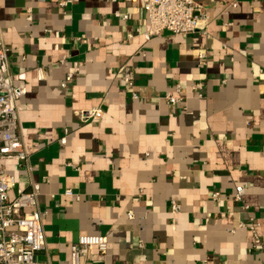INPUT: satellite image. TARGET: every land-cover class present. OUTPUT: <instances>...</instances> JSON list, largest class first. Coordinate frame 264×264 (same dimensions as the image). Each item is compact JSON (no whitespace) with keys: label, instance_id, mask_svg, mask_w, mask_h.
<instances>
[{"label":"crops","instance_id":"1","mask_svg":"<svg viewBox=\"0 0 264 264\" xmlns=\"http://www.w3.org/2000/svg\"><path fill=\"white\" fill-rule=\"evenodd\" d=\"M197 1L210 19L194 35L147 42L138 0H0L29 156L3 166L11 200L41 186L33 264H71L81 236L108 240L82 264H264V0Z\"/></svg>","mask_w":264,"mask_h":264},{"label":"built area","instance_id":"2","mask_svg":"<svg viewBox=\"0 0 264 264\" xmlns=\"http://www.w3.org/2000/svg\"><path fill=\"white\" fill-rule=\"evenodd\" d=\"M45 2V0H39ZM81 0H58L60 8H67L79 3ZM98 1V0H97ZM143 7L148 21V30L143 34L144 39L150 42L161 37L164 32H169L176 37L194 35L201 24L209 21L206 9L197 0H138ZM131 38V37H130ZM205 54H200L199 59L204 61ZM7 49L0 27V264H33L38 253L46 248V236L43 227L44 213L40 209L39 197L41 186L33 185L30 191L17 190L14 200L10 193L17 189V178L9 174L3 166L5 161H19L25 167L29 166V156L24 151L22 139L19 134L20 121L18 102L27 94V89L18 86L22 79L7 73ZM47 73L38 69L37 77L44 80ZM74 78L68 74L62 83L66 88ZM125 84L135 93L133 76L125 78ZM225 84V81H224ZM201 83L196 85L202 91ZM179 89L177 90V92ZM200 95V94H199ZM168 101L173 106L182 104V99L177 95L168 94ZM103 110L93 109L80 115L84 123H96L103 119ZM62 144H66L63 139ZM67 196H73L71 191ZM214 199L220 197L215 193ZM243 189L236 190V198L242 199ZM174 206V211H179ZM255 234V243L260 246L257 227L252 226ZM264 252V247H261ZM96 249L101 254L108 251V240L102 236H81L77 243L71 246V264H82L83 258Z\"/></svg>","mask_w":264,"mask_h":264}]
</instances>
